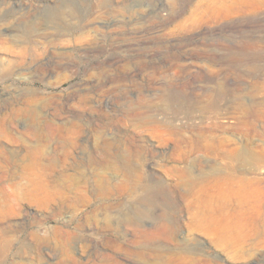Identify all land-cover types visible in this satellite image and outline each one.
Here are the masks:
<instances>
[{"label": "rangeland", "instance_id": "rangeland-1", "mask_svg": "<svg viewBox=\"0 0 264 264\" xmlns=\"http://www.w3.org/2000/svg\"><path fill=\"white\" fill-rule=\"evenodd\" d=\"M0 264H264V0H0Z\"/></svg>", "mask_w": 264, "mask_h": 264}, {"label": "bare ground", "instance_id": "bare-ground-1", "mask_svg": "<svg viewBox=\"0 0 264 264\" xmlns=\"http://www.w3.org/2000/svg\"><path fill=\"white\" fill-rule=\"evenodd\" d=\"M246 1V0H245ZM239 2V1H238ZM245 3V2H244ZM252 7H247V6H244L243 4L241 3H236L235 5L231 6V7H228L224 10L221 11V16H223L224 18H232V17H235V16H239V15H244V14H247L249 13V11L252 10ZM218 19V16L217 17H214V16H210L208 19L206 20H193V22L191 23L190 25V29H197L199 27H201L204 23H212V22H217L216 20ZM30 32H22V33H19V34H15L14 37L17 38V39H21V41H24V42H32L33 39H32V35L29 34ZM205 90V89H204ZM207 90V89H206ZM216 93H220V89H214L213 92H211V94H208V102L211 103L210 105L213 107L214 106V101H213V96H214V99H215V96H216ZM223 96V95H222ZM222 98V97H221ZM161 100L164 101V103H169V106H176V107H180L182 110L184 109V112L185 110H188L187 107H183L182 106V102H183V97H179V96H174V95H170V98H169V101L168 100V95L165 96L163 95L161 97ZM216 102V101H215ZM215 108V107H214ZM189 111V110H188ZM129 222V221H128ZM138 222V221H137Z\"/></svg>", "mask_w": 264, "mask_h": 264}]
</instances>
